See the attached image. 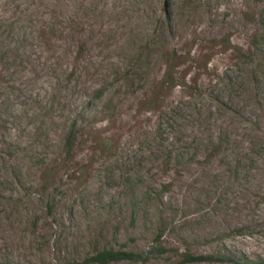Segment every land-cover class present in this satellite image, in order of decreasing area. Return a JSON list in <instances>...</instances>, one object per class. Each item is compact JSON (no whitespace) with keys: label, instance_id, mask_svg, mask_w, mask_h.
Instances as JSON below:
<instances>
[{"label":"rangeland","instance_id":"rangeland-1","mask_svg":"<svg viewBox=\"0 0 264 264\" xmlns=\"http://www.w3.org/2000/svg\"><path fill=\"white\" fill-rule=\"evenodd\" d=\"M158 234L264 260V0H0V264Z\"/></svg>","mask_w":264,"mask_h":264},{"label":"trees","instance_id":"trees-1","mask_svg":"<svg viewBox=\"0 0 264 264\" xmlns=\"http://www.w3.org/2000/svg\"><path fill=\"white\" fill-rule=\"evenodd\" d=\"M100 93V92H99ZM75 135L73 128L67 132L64 138V146L66 153H71ZM162 235L158 234L150 246L146 255L135 252H128L122 250H102L96 252L94 255L87 256L80 261H71L65 264H110L116 262H141L145 261L146 256H163L172 251L166 248L161 242ZM203 263H217V264H264V260L249 261L241 258L228 257L225 255H193L189 252L182 254L181 260L177 264H203Z\"/></svg>","mask_w":264,"mask_h":264}]
</instances>
